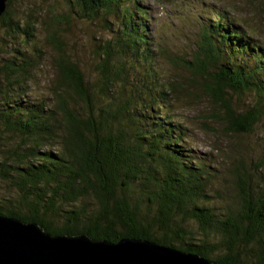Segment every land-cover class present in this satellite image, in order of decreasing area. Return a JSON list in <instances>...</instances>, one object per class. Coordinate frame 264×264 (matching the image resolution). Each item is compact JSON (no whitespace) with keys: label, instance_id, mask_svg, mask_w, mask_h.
I'll use <instances>...</instances> for the list:
<instances>
[{"label":"trees","instance_id":"1","mask_svg":"<svg viewBox=\"0 0 264 264\" xmlns=\"http://www.w3.org/2000/svg\"><path fill=\"white\" fill-rule=\"evenodd\" d=\"M145 1L67 0L45 24L55 75L39 95L38 21L16 17L9 0L0 18V216L54 236L147 240L213 264H264V156H204L177 115L199 85L213 105L204 130L218 133L211 120L224 135L254 132L264 119V42L228 9L203 5L201 39L191 58L178 57L153 39ZM72 18L108 33L94 38L91 74L60 33ZM166 63L190 80L168 76ZM245 96L254 106L235 104Z\"/></svg>","mask_w":264,"mask_h":264},{"label":"rangeland","instance_id":"2","mask_svg":"<svg viewBox=\"0 0 264 264\" xmlns=\"http://www.w3.org/2000/svg\"><path fill=\"white\" fill-rule=\"evenodd\" d=\"M67 0H13L16 9V17L23 19L27 14L33 13L38 21L39 36L41 45L44 48L46 60L41 66V70L36 74L33 89L39 95H48V88L54 80L55 71L52 57L53 48L46 42L45 24H49L53 16L62 14L67 9ZM206 1V0H205ZM146 0L144 5L151 8L154 20L148 25L155 41L165 40V46L174 51V55L186 59L191 58L190 54L195 50L196 43L201 39V20L205 17L206 6L211 5L216 8L228 9V12L238 21L247 24L253 29L258 39L264 42V0ZM27 13V14H26ZM210 13L209 15H211ZM24 20V19H23ZM64 21V20H63ZM62 38L68 52L73 55L83 70L87 74L92 73L93 49L96 43L94 38L105 36L108 33L100 28L99 23L93 21H80L72 18L68 24L61 25ZM168 76L179 81L190 80L189 71L182 68H174L171 65L164 66ZM192 96H183L184 102L177 110V115L181 117L191 131V140L194 150L204 156L211 153L220 161L222 158L243 157L245 162L251 163L264 156V119L251 134L245 135H224L221 125L216 121H208L211 128L217 129L218 133L209 132L203 129L204 117L210 116L213 105L204 95L199 85L191 89ZM191 92V91H190ZM235 104L242 109L254 106V98L245 96L242 99L235 97ZM207 120V119H206ZM215 148L222 149L215 152ZM228 155V156H227ZM210 158V157H208ZM225 165L229 163L224 161ZM230 188V187H229ZM231 192L233 190L230 189Z\"/></svg>","mask_w":264,"mask_h":264},{"label":"water","instance_id":"3","mask_svg":"<svg viewBox=\"0 0 264 264\" xmlns=\"http://www.w3.org/2000/svg\"><path fill=\"white\" fill-rule=\"evenodd\" d=\"M9 0H0V18ZM0 264H213L200 255L147 240L117 243L51 235L36 223L0 216Z\"/></svg>","mask_w":264,"mask_h":264}]
</instances>
